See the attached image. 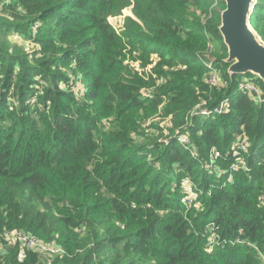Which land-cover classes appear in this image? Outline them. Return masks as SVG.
Returning <instances> with one entry per match:
<instances>
[{"label": "trees", "instance_id": "obj_1", "mask_svg": "<svg viewBox=\"0 0 264 264\" xmlns=\"http://www.w3.org/2000/svg\"><path fill=\"white\" fill-rule=\"evenodd\" d=\"M129 4L135 20L118 35L107 19ZM224 8L0 0V232L56 243L65 253L52 264H264V98L239 89L249 77L264 92V82L228 74ZM250 25L264 43V0ZM27 41L38 46L31 53ZM200 110L209 115L192 120ZM160 114L171 116L167 138ZM213 148L221 156L208 175ZM184 177L200 192L193 202ZM19 254L4 247L0 264H40Z\"/></svg>", "mask_w": 264, "mask_h": 264}, {"label": "water", "instance_id": "obj_2", "mask_svg": "<svg viewBox=\"0 0 264 264\" xmlns=\"http://www.w3.org/2000/svg\"><path fill=\"white\" fill-rule=\"evenodd\" d=\"M223 1L218 31L227 49L228 74H251L264 82V43L250 25L256 0Z\"/></svg>", "mask_w": 264, "mask_h": 264}, {"label": "rangeland", "instance_id": "obj_3", "mask_svg": "<svg viewBox=\"0 0 264 264\" xmlns=\"http://www.w3.org/2000/svg\"><path fill=\"white\" fill-rule=\"evenodd\" d=\"M122 2H125V1H122ZM119 11L120 12L117 15H111V16H109L108 19H107V21L112 25L114 31L118 35H121L122 30L124 29L125 24H126V19L127 18H130V19H134L135 20V17L133 16V13H132V5H130V4L128 6H126V7L124 6V7L120 8ZM33 31H35V29ZM33 34H34V32H33ZM22 40H24V39H22V37L20 35H18L17 33H11L8 36V42L9 43H15L16 42L18 44H22L21 43ZM25 43L28 45V46H25V51L28 52V53H31L33 50H35V48L38 47L34 43H29V41H27ZM133 56L136 57L137 54L136 53H133ZM151 59L150 60L152 61V64L153 63L156 64L158 62V60L155 57H152ZM200 61L201 62H204L203 59H200ZM125 64H128L129 65L130 69H132L131 71L134 74H137V72L138 73H141L140 70H139V63L137 61L134 62V61H131V60L126 59ZM228 66H229V64H228ZM148 68H150V66ZM145 73H146V71H145ZM137 76H138V74H137ZM248 79H249V77H248ZM248 79H242V82H244V83L243 84H242V82L239 83V89H241V90L245 89V90H248V91L249 90L250 91H253L254 94L255 93L257 94L258 98H264V92L263 91L257 92V88H255L252 83H249L247 81ZM142 90L143 89L140 90V93L142 95L144 94V96H146V90H143V91ZM223 105H225V104H223ZM200 113L193 114L192 117H191L192 120H193V118H195V117L198 118L199 116L201 117V119H203V118H205L206 116L209 115V114L202 115ZM192 120L190 121V124H192ZM155 121L156 122H159V124H160V126L162 128H164V126L167 127V130H164V136H165V138H167L170 135L169 130L170 129H173V123L171 121V116H165V117H163V114L162 115L160 114L159 116H157L155 118ZM175 131L176 130H174V132ZM181 136L184 138V140H181V142L179 140H177L178 143L181 144V145H183L184 147H188V145H187V143H188V137L186 135H184V133ZM164 141L167 142V139H164ZM190 150L192 152H195L196 151L195 148H191ZM216 154H218V151L216 149H214V148L211 149L210 152H209V160L207 161V167H208V170H209L210 173H208V175H210L211 173H213L214 172V169H215V164L214 165H211V162L213 160L216 161L221 156L219 154L218 155H216ZM220 174H222V175L224 174V170L223 169L221 170ZM209 178L210 179H213L216 182H221V179L219 178V176L217 177V179H214L213 177H209ZM227 180H229V177L227 178ZM222 181H226V179H224ZM182 183L186 184L185 185L186 186L185 187V191L183 193L184 195L186 194L185 199L188 200V202H193L197 198V196L200 194V192L197 193V186L196 185H193V182L190 181L187 177H184L183 179H181L180 184H182ZM189 183H192V185H190ZM180 202H181L182 205H185V203H184L183 200H180ZM38 263L45 264L46 263L45 257L44 256H40L38 258Z\"/></svg>", "mask_w": 264, "mask_h": 264}, {"label": "built area", "instance_id": "obj_4", "mask_svg": "<svg viewBox=\"0 0 264 264\" xmlns=\"http://www.w3.org/2000/svg\"><path fill=\"white\" fill-rule=\"evenodd\" d=\"M210 64V63H209ZM215 76H212L210 79V84L215 83ZM143 91V90H142ZM144 95V94H143ZM225 101L224 103L220 104L218 107L214 108L212 110L213 113L221 114L224 110L223 107H225ZM201 112V113H200ZM200 113L202 115H207L209 112L207 110H200L199 112H194L193 114ZM192 114V115H193ZM184 140L182 136L179 137V141ZM240 149L244 152L247 150V143L245 141H242V144L240 146ZM234 148V153H235ZM218 155V154H216ZM231 172L235 171V167L230 168ZM186 197V194L184 195ZM215 236L211 235L208 238V245L209 248H212L213 242H215ZM8 246H18L20 249L19 258H22L24 256V250H27L29 252H32L34 254H37L38 256H44L45 257V264H52L53 260L57 257H61L64 255L65 251L56 243H49L45 242L38 237L31 235L27 232H24L22 230H2L0 232V252L4 249V247ZM1 257H0V263H1Z\"/></svg>", "mask_w": 264, "mask_h": 264}]
</instances>
